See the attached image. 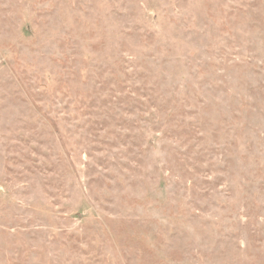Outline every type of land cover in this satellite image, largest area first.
<instances>
[{
    "label": "rangeland",
    "instance_id": "1",
    "mask_svg": "<svg viewBox=\"0 0 264 264\" xmlns=\"http://www.w3.org/2000/svg\"><path fill=\"white\" fill-rule=\"evenodd\" d=\"M0 264H264V0H0Z\"/></svg>",
    "mask_w": 264,
    "mask_h": 264
}]
</instances>
